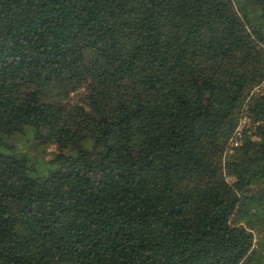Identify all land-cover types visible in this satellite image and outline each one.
<instances>
[{
  "label": "trees",
  "instance_id": "trees-1",
  "mask_svg": "<svg viewBox=\"0 0 264 264\" xmlns=\"http://www.w3.org/2000/svg\"><path fill=\"white\" fill-rule=\"evenodd\" d=\"M263 82L264 0H0V264H264Z\"/></svg>",
  "mask_w": 264,
  "mask_h": 264
},
{
  "label": "built area",
  "instance_id": "built-area-1",
  "mask_svg": "<svg viewBox=\"0 0 264 264\" xmlns=\"http://www.w3.org/2000/svg\"><path fill=\"white\" fill-rule=\"evenodd\" d=\"M262 87H264V82L261 85L257 86L253 91L258 92V91H260V89ZM242 121L244 123H246L248 121L246 115L244 116V118L242 119ZM243 122H241V125H239L237 127V129L235 130V133H234L233 137L230 139V143H229L228 149L226 150V153L233 151V148H235L236 146H238L240 144L239 137L242 136Z\"/></svg>",
  "mask_w": 264,
  "mask_h": 264
},
{
  "label": "rangeland",
  "instance_id": "rangeland-1",
  "mask_svg": "<svg viewBox=\"0 0 264 264\" xmlns=\"http://www.w3.org/2000/svg\"><path fill=\"white\" fill-rule=\"evenodd\" d=\"M243 122V121H242ZM243 125L245 126V123L243 122ZM244 149L245 148H241L240 150L242 151V152H244ZM248 167L250 166L249 164H246Z\"/></svg>",
  "mask_w": 264,
  "mask_h": 264
}]
</instances>
